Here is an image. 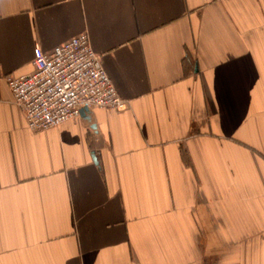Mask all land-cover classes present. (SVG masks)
Masks as SVG:
<instances>
[{
    "label": "crops",
    "instance_id": "crops-1",
    "mask_svg": "<svg viewBox=\"0 0 264 264\" xmlns=\"http://www.w3.org/2000/svg\"><path fill=\"white\" fill-rule=\"evenodd\" d=\"M80 31L125 107L28 129ZM0 264H264V0H0Z\"/></svg>",
    "mask_w": 264,
    "mask_h": 264
},
{
    "label": "built area",
    "instance_id": "built-area-1",
    "mask_svg": "<svg viewBox=\"0 0 264 264\" xmlns=\"http://www.w3.org/2000/svg\"><path fill=\"white\" fill-rule=\"evenodd\" d=\"M86 32L54 45L47 53L35 47L30 71L5 78L28 129L55 127L79 116L82 107H125L106 71L97 65L98 55L90 47Z\"/></svg>",
    "mask_w": 264,
    "mask_h": 264
},
{
    "label": "water",
    "instance_id": "water-1",
    "mask_svg": "<svg viewBox=\"0 0 264 264\" xmlns=\"http://www.w3.org/2000/svg\"><path fill=\"white\" fill-rule=\"evenodd\" d=\"M87 110H88V109L82 107V108H81V111H80V113H79V115L82 116V114H83L84 112H87Z\"/></svg>",
    "mask_w": 264,
    "mask_h": 264
}]
</instances>
